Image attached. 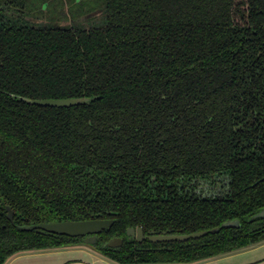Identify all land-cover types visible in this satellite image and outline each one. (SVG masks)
Listing matches in <instances>:
<instances>
[{
  "label": "trees",
  "instance_id": "trees-1",
  "mask_svg": "<svg viewBox=\"0 0 264 264\" xmlns=\"http://www.w3.org/2000/svg\"><path fill=\"white\" fill-rule=\"evenodd\" d=\"M62 1L72 20L105 8L104 23L34 26L29 0H0V264L78 242L24 222L112 219L101 246L130 227L207 231L95 246L120 264H190L264 241V218L250 221L264 209V0ZM232 219L242 226L222 227Z\"/></svg>",
  "mask_w": 264,
  "mask_h": 264
},
{
  "label": "water",
  "instance_id": "water-1",
  "mask_svg": "<svg viewBox=\"0 0 264 264\" xmlns=\"http://www.w3.org/2000/svg\"><path fill=\"white\" fill-rule=\"evenodd\" d=\"M94 13L88 15L92 16ZM20 100H25L28 103L42 105V106H55V107H71L74 105L90 103L95 99V97H82V98H63V99H31V98H23L18 97ZM7 210L9 211V218L13 220V210L10 206H7ZM257 218H264V209H262L259 213L255 214L250 218V221H253ZM114 223L112 219H87V220H63V221H52V222H42L37 224H30L21 226L23 230H37L38 232H48L52 234L59 235H68L71 237H84L83 242L80 244L90 245L91 247H95V243L98 240V234L102 233L103 230L109 229ZM242 226V223L239 219L227 220L222 224V227H236L239 228ZM221 227L214 228L211 232H219ZM207 231H199L190 234H156L151 233L147 236L144 235L143 227L139 228H130L128 229V235H138L139 241H143L144 239H150L153 242H165V241H187L191 238H200L204 236ZM118 240L121 243V239H113L108 245L111 247L116 246L115 242Z\"/></svg>",
  "mask_w": 264,
  "mask_h": 264
},
{
  "label": "crops",
  "instance_id": "crops-1",
  "mask_svg": "<svg viewBox=\"0 0 264 264\" xmlns=\"http://www.w3.org/2000/svg\"><path fill=\"white\" fill-rule=\"evenodd\" d=\"M88 249L84 248V246L80 244L36 251L31 250L12 256L5 264L111 263V260L107 259L103 255L100 256L101 254L95 251L93 252V249ZM80 253L81 256L79 255ZM190 264H264V241L211 259Z\"/></svg>",
  "mask_w": 264,
  "mask_h": 264
},
{
  "label": "rangeland",
  "instance_id": "rangeland-1",
  "mask_svg": "<svg viewBox=\"0 0 264 264\" xmlns=\"http://www.w3.org/2000/svg\"><path fill=\"white\" fill-rule=\"evenodd\" d=\"M71 4L63 2L62 0H51V3H43L42 1L29 0V7L27 19L34 26H77L82 28H90L91 26L100 25L104 23L103 13L105 8H102L95 12L92 16L83 17L79 20H72L68 17L70 14ZM10 15H19L16 12L10 11ZM84 248L93 249V252H99L90 245L83 244ZM64 247V246H63ZM88 247V248H87ZM89 250V249H88ZM36 251V250H35ZM98 254V253H96ZM100 254V252H99ZM81 256V253L79 254ZM102 256V255H100ZM88 257V256H86ZM105 257V256H104ZM110 264H120L114 261H110Z\"/></svg>",
  "mask_w": 264,
  "mask_h": 264
},
{
  "label": "flooded vegetation",
  "instance_id": "flooded-vegetation-1",
  "mask_svg": "<svg viewBox=\"0 0 264 264\" xmlns=\"http://www.w3.org/2000/svg\"><path fill=\"white\" fill-rule=\"evenodd\" d=\"M4 197L3 196H0V201H1V199H3ZM1 203V202H0ZM1 205H2V203H1ZM3 207H4V205H2ZM11 208H12V210H13V220H11L10 218H9V216H8V214H9V211H8V213H7V217H8V219L12 222V223H15V221H16V216L19 214V210H16L15 208H13L11 205H9ZM5 208V207H4ZM98 218H102V217H98ZM94 219H96V218H94ZM102 219H108V218H102ZM26 221H28V220H26ZM30 224H37V223H32V222H24L23 224H19L18 225V227L21 229V226H24V225H30ZM113 226V225H112ZM111 226V227H112ZM130 228H139V227H130ZM130 228H128V229H130ZM21 230H23V229H21ZM106 230H108V229H105V230H103L102 231V233L103 232H105ZM144 230V229H143ZM25 231H28V230H25ZM31 231H37L36 229L35 230H31ZM38 232V231H37ZM41 233V232H40ZM102 233H100V234H98V240H97V242L95 243V246L97 245V247L99 246L100 248H102V247H109V248H112V249H119V248H122L123 246H124V244H125V240L127 239L128 241H130V242H135V243H143V242H147V241H151L152 243H161V242H153L152 240H150V239H144L143 241H139L138 240V238H139V236L138 235H135V236H132V235H128V230H127V233H126V236H121V235H115V236H112L111 238H109L106 242H104L103 244H102V246L100 245V242H102V241H100L102 238H101V234ZM164 232H162V233H156V234H163ZM149 234H151V233H146L145 231H144V235L145 236H147V235H149ZM168 234H171V233H168ZM172 234H175V233H172ZM79 239H78V242H75V243H72V244H70V245H66V246H72V245H80V242L82 241L83 242V240H84V237H81V236H79L78 237ZM113 239H121V243L118 241V240H116V242H115V245L116 246H114V247H111V246H109L108 245V243L111 241V240H113ZM165 242H171V241H165ZM97 251H99L100 252V254L101 255H103L104 256V254L102 253V251H100V250H97ZM98 252V253H99ZM19 254V253H18Z\"/></svg>",
  "mask_w": 264,
  "mask_h": 264
}]
</instances>
